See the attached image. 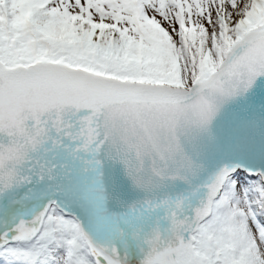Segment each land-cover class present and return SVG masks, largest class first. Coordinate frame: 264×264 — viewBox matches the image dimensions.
I'll use <instances>...</instances> for the list:
<instances>
[{
	"label": "snow or ice",
	"instance_id": "6c2138e0",
	"mask_svg": "<svg viewBox=\"0 0 264 264\" xmlns=\"http://www.w3.org/2000/svg\"><path fill=\"white\" fill-rule=\"evenodd\" d=\"M0 264H264V0H0Z\"/></svg>",
	"mask_w": 264,
	"mask_h": 264
}]
</instances>
